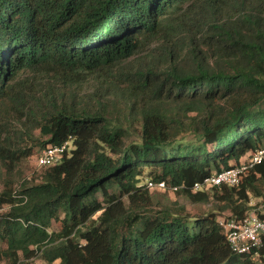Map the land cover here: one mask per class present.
<instances>
[{
  "label": "trees",
  "instance_id": "16d2710c",
  "mask_svg": "<svg viewBox=\"0 0 264 264\" xmlns=\"http://www.w3.org/2000/svg\"><path fill=\"white\" fill-rule=\"evenodd\" d=\"M66 143L15 186L34 146ZM262 147L264 0H0V264H264V240L238 254L215 212L148 186L241 219L264 161L193 186Z\"/></svg>",
  "mask_w": 264,
  "mask_h": 264
},
{
  "label": "built area",
  "instance_id": "2783aa9c",
  "mask_svg": "<svg viewBox=\"0 0 264 264\" xmlns=\"http://www.w3.org/2000/svg\"><path fill=\"white\" fill-rule=\"evenodd\" d=\"M69 149V144L62 146H48L44 148L37 157L39 166H50L61 161L62 154ZM264 161V147L259 148L251 154L247 161H243L237 165H233L225 170H222L210 177H207L202 182H197L193 186V190L198 192L206 187L220 186L223 184L229 186L239 185L244 178H246L250 170L256 165ZM149 187H157L165 190L167 188L166 182L148 181ZM177 188H174L176 190ZM221 225L227 233V239L232 249L238 254H245L252 252L259 248L264 240V214L260 215L257 210H251L241 219L231 218L227 220H220ZM21 264H41L38 257H32L25 260Z\"/></svg>",
  "mask_w": 264,
  "mask_h": 264
},
{
  "label": "rangeland",
  "instance_id": "374dc122",
  "mask_svg": "<svg viewBox=\"0 0 264 264\" xmlns=\"http://www.w3.org/2000/svg\"><path fill=\"white\" fill-rule=\"evenodd\" d=\"M95 88L94 82L88 85L87 90L93 91ZM39 134L38 131L36 132ZM138 139L137 134L130 136V140ZM186 139L194 140L193 134L186 135ZM41 145L34 146V154L28 158L23 159L17 166L16 171L14 172L15 177V186L19 184L24 178H29L30 180H34L38 182L41 180V175L44 173L45 168H41L37 163V155L43 149ZM143 179V183L147 182L150 177L148 172L146 171L144 175L141 177ZM3 188L2 183L0 181V190ZM155 199L162 201L163 203L174 202L178 205H185L187 211L193 216H204L205 214L215 212L217 214V218L220 220H227V216L230 215V211L228 209H224L225 205L223 202L217 201L215 198H211L208 202H191L187 197H185L182 193L177 194L176 191H171L169 189L162 190L157 187H150ZM251 204L255 205L253 208L257 210V212L264 214V197L255 198L253 197ZM61 227V223L58 221L53 222L52 229L58 230Z\"/></svg>",
  "mask_w": 264,
  "mask_h": 264
}]
</instances>
